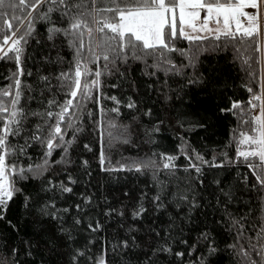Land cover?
<instances>
[{
	"label": "trees",
	"instance_id": "trees-1",
	"mask_svg": "<svg viewBox=\"0 0 264 264\" xmlns=\"http://www.w3.org/2000/svg\"><path fill=\"white\" fill-rule=\"evenodd\" d=\"M46 7L38 8L34 15H42ZM3 11L7 19L13 15H24L19 10L9 8ZM53 19H57L55 13ZM13 23L16 24V21ZM34 26V38L30 37L28 44L23 45L22 55L25 71L32 72L31 76L21 77L24 92L20 103L29 115L24 121L25 128L21 135L13 141L16 147L24 144L29 133L45 126L42 117L32 113L60 111L58 105H62L68 97L65 95L67 89L61 87L56 78L62 71L69 72L70 63L74 60V49L64 36H58L55 41L48 40V28L51 25L47 21L38 20ZM57 26L66 27L67 21L58 22ZM0 27H3L2 19ZM172 47L177 50H161L160 56L145 54L139 60L130 56L126 62L117 60L115 64L109 63L108 70H103L105 62L101 59L100 87L99 90L92 89V96L98 97L99 103L85 100L82 101V108L69 113L66 122L71 120L73 127L65 135L66 141L71 140L67 145L68 151L64 153L58 148L51 157L52 161L65 157L71 163L65 160L59 164L50 161L49 170L44 174L45 178L50 176L57 185L71 175L78 181L70 185L74 194L45 192L40 187L39 178L21 180L19 187L23 188V193L15 198L7 213V219L11 220L14 227L0 222V246L6 244L9 250L18 249L20 264H95L94 258H98L102 251L112 264H148L146 257L149 246L161 239L150 236L149 229L154 227L163 233L168 228L169 215L174 216L176 211L174 199L170 200L166 209L155 213L149 200L160 189L158 181L175 191L176 186L191 175L184 154L196 153L209 162H224L225 166L208 168L207 165H201L205 187L198 189L197 199L202 207L189 214L191 220H184L181 235H176L179 228L172 230L170 243L174 251L186 254L189 251V245L179 243L180 239L195 244V249L184 260L174 257L172 253L153 254L150 259L156 264H206V242L199 237L201 231H208L211 239L207 243L218 249L212 264H245L242 255L237 254L239 245L230 246L236 245L235 236L241 224L245 231L240 244L250 237L255 242V229L252 226L264 220V202L255 190L249 191L244 186L241 177L253 179L246 167L229 161L235 157L240 132L250 128V124L244 123L252 115L248 104L252 93L247 89L252 87L254 92L260 93V63L256 62L260 61V54L254 53L251 48L245 51L246 45L236 41L226 44L223 38L221 41L206 39L195 45L178 39L172 43ZM246 59L247 64L244 62ZM89 67L93 72L98 70L96 64H90ZM15 68L13 61L0 60V89L10 87ZM45 76L49 77V81L43 79ZM93 78L87 77L88 80ZM112 95L121 101L120 115L108 112L106 117L101 109L107 112L117 106L105 98ZM52 99L56 105L45 103ZM129 101L135 103L136 107H125ZM232 102L240 103V109L220 112L221 108L229 107ZM109 117H114L118 125H127V131L108 129L106 125ZM54 119L47 120V123H53ZM195 122H203L206 126L194 129L191 125ZM108 131L113 133L114 138L107 135ZM9 139L12 140L11 137ZM124 139L128 142L124 143ZM85 144L91 151L84 147ZM239 147L242 148V145ZM101 149L108 155L113 168L147 157L158 159V155L153 154L174 155L175 168L172 171L161 170L158 176H154L151 170L146 173L106 172L99 164ZM25 151L26 155L10 156L9 163L15 161L26 167L43 162L41 156L44 149L37 142L33 141L32 146ZM85 160L88 161L87 168L83 166ZM214 179L220 180L224 190L233 192L235 196L227 208L216 204V196L222 194L213 183ZM125 192L128 196H124ZM142 193L147 196L140 199ZM25 196L31 197L28 208L24 207ZM89 196L92 198L91 203L85 201V197ZM51 202L61 210L69 209L67 213H58L65 218L63 227L68 231H59V221L44 222L47 218L38 216L39 208ZM138 203L144 204L149 211L134 222L131 213ZM76 204H82L85 212L78 213ZM110 209H116V212H110ZM120 212L124 215H119ZM77 216L84 217L80 226L73 225V218ZM232 218L239 223L232 226ZM37 219L41 222L34 223ZM90 220L101 221L103 229L95 233L86 230L85 225ZM176 223L181 225L180 220ZM129 224H133V231L121 226ZM69 232L73 237L71 240L66 238ZM132 236L136 237L135 242ZM90 239L92 243L88 242ZM125 239L129 241L128 249L119 247ZM29 244L32 255L26 256L24 250ZM80 252L84 256L78 255ZM201 257H204V261H201Z\"/></svg>",
	"mask_w": 264,
	"mask_h": 264
},
{
	"label": "snow or ice",
	"instance_id": "snow-or-ice-1",
	"mask_svg": "<svg viewBox=\"0 0 264 264\" xmlns=\"http://www.w3.org/2000/svg\"><path fill=\"white\" fill-rule=\"evenodd\" d=\"M46 5L42 15H34L38 8ZM5 8L19 10L24 15H13L11 19H7L3 11ZM53 13L57 16L55 20ZM0 19L3 20V27H0V33H2L0 60L13 61L16 65L11 76L12 84L10 87L0 89V222H6L10 227L14 226L11 224V220L7 219V213L15 198L23 193V188L19 187L21 180L29 181L39 178L40 187L45 192L59 191L74 194V189L70 185H74L78 181L71 175L67 176L66 181H61L57 185L50 176L45 178L44 174L49 170L50 161L59 164L61 160H65V157H61V160L52 161L51 157L53 151L58 148L64 153L68 151L67 145L71 143V140L66 141L65 135L67 130L73 127L71 120L66 122L69 113L82 108L84 106L82 101L96 100L99 103V98L92 96V89L99 90L100 87L102 70H100L99 62L101 59L105 62L103 70H108L109 63L115 64L117 60L126 62L129 56L139 60L145 54L160 56L162 55L161 50L176 51L177 49L172 47V43L178 39L195 45L206 39L221 41L222 38L226 44L236 41L241 45H246L245 51L251 48L254 53H259L264 57V0H15V2L0 0ZM38 20L47 21L51 25L48 28L47 38L49 41H55L58 36L62 35L68 40L69 46L74 49V60L70 63V71H62L56 78L60 81V86L67 89L65 95L68 98L62 105H58L60 111L57 113L52 111L32 113L40 115L45 126L38 127L35 132L29 133L24 144L16 147L13 141L21 135V131L25 128L24 121L29 115L20 103L24 92L21 77L32 75L31 71H25L22 64L23 45H27L29 38L33 37L34 25ZM65 20L67 21L66 27L57 26L58 22L63 23ZM13 21H16V24ZM22 29L23 31H21ZM244 62L247 64L248 60L246 59ZM256 62L260 63L259 60ZM90 64H96L98 70L93 72L89 67ZM89 76L94 78L88 80ZM43 79L49 81L47 76ZM247 90L252 93L248 104L253 111L258 109V114L251 115L248 120L244 121L245 124H250V128L240 132V139L236 141L238 146L235 148V157L229 162L236 165L243 164L246 167L253 179L248 176L241 177L244 186L249 191L255 190L260 200L264 202V85H262L259 94L254 92L252 87H248ZM105 98L113 101L117 106L107 112L101 109V112L106 117L108 112L119 116L121 101L115 95ZM45 103L49 106L56 105L54 99L46 100ZM125 107L131 109L136 105L129 101ZM240 107V103L232 102L229 107L221 108L220 112H229L240 109ZM89 115L92 114L89 113ZM53 117H55L54 122L48 124L47 120H53ZM106 126L108 129H122L124 132L128 127L123 123L118 125L114 117L107 119ZM191 126L195 129L203 128L206 125L203 122H195ZM107 135L114 138L111 131H108ZM10 137L12 140L9 139ZM21 138L23 139V137ZM33 141L44 149L41 156L42 163L26 167L15 161L9 163L8 158L14 154L17 156L26 155L25 150L32 146ZM123 142L127 143L128 141L124 139ZM109 143H111V139ZM240 145H247V148L242 149L239 147ZM84 147L91 151L87 144ZM157 155L158 159L147 157L113 168L108 155L101 149L99 164L106 172L146 173L151 170L154 176H158L161 170L172 171L175 168L173 161L176 157L174 155L153 154V156ZM184 155L189 162L187 170L191 175L185 177L176 186L175 191L169 190L167 185L158 181L160 189L149 200L152 211L155 213L166 209L170 200L174 199L176 211L174 216L169 215L168 228L163 233L154 227L149 229L150 236L161 239L149 246L150 251L146 257L148 264H156V261L151 260L150 257L157 253L160 255L172 253L174 257L181 260H184L186 255H192L195 244H189L186 239H180L178 242L189 245L187 254L183 251L173 250L170 243L172 230L179 228L176 235H181L184 220H191L189 214L202 207L197 199L198 189L205 187L201 165H207L208 168H223L225 166L224 162H209L198 153ZM65 162L71 163L70 160H65ZM83 166L87 168V160L83 161ZM86 174L90 175V173ZM213 183L218 186L219 192L222 194L216 196V204H222L227 208L228 204L235 199L233 192L225 191L222 182L218 179H214ZM124 196H128V193L125 192ZM146 196V193H142L140 199ZM30 199V196H25L24 207H30L28 203ZM49 199L51 200V198ZM91 200L90 196L85 197L86 202L91 203ZM75 210L78 213L85 212L82 204H76ZM262 210H264V206H262ZM60 211L67 213L69 209L61 210L54 202L45 203L39 208L38 216L46 217L47 220L44 222L59 221V231L66 232L68 230L63 227L65 218L58 215ZM148 211V207L138 203L131 213V218L134 222L138 221ZM110 212H116V209H110ZM108 214L105 213V215ZM119 215L123 216L124 213L120 212ZM228 215L231 216L230 213ZM177 220L181 221V225H177ZM40 222L41 220L37 219L34 223ZM83 222V216L73 218L74 226H80ZM237 223L239 221L235 218L231 219L232 226ZM121 226L127 227L128 231L134 230L133 224ZM103 227V223L99 220H90L85 225L86 230L93 233L100 232ZM252 227L255 229V242H252L253 238L250 237L245 243L240 244L245 231L241 224V229L235 236L236 245L230 247L239 245L237 254L242 255L245 264H264V220ZM66 238L68 240L73 238L70 232ZM199 238L206 242L204 249L207 253L206 264H212V259L218 254V249L211 243H207L211 239L210 232L201 231ZM131 239L135 242L136 237L132 236ZM88 242L92 243V240L90 239ZM119 247L128 249L129 241L123 240ZM30 249L31 245L29 244L24 250L26 256L32 255ZM6 251L7 255H5ZM78 255L84 256V253L80 252ZM254 257H258V259ZM200 259L204 261V257ZM94 260L95 264H112L103 251ZM0 264H20L19 250L16 248L9 250L6 244L0 246Z\"/></svg>",
	"mask_w": 264,
	"mask_h": 264
},
{
	"label": "crops",
	"instance_id": "crops-1",
	"mask_svg": "<svg viewBox=\"0 0 264 264\" xmlns=\"http://www.w3.org/2000/svg\"><path fill=\"white\" fill-rule=\"evenodd\" d=\"M262 85H264V57L260 55V92Z\"/></svg>",
	"mask_w": 264,
	"mask_h": 264
},
{
	"label": "rangeland",
	"instance_id": "rangeland-1",
	"mask_svg": "<svg viewBox=\"0 0 264 264\" xmlns=\"http://www.w3.org/2000/svg\"><path fill=\"white\" fill-rule=\"evenodd\" d=\"M252 97V96H251ZM250 106V105H249ZM250 109H251V107H250ZM251 113H252V115H257L258 114V109L256 110V111H253L252 109H251ZM247 148V145H242V149H246Z\"/></svg>",
	"mask_w": 264,
	"mask_h": 264
},
{
	"label": "built area",
	"instance_id": "built-area-1",
	"mask_svg": "<svg viewBox=\"0 0 264 264\" xmlns=\"http://www.w3.org/2000/svg\"><path fill=\"white\" fill-rule=\"evenodd\" d=\"M251 98H252V97H250V98L248 99V101L251 100Z\"/></svg>",
	"mask_w": 264,
	"mask_h": 264
}]
</instances>
